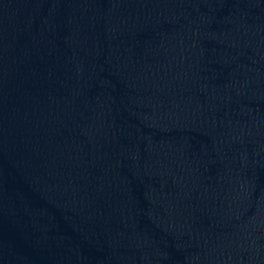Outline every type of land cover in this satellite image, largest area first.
<instances>
[{"label": "water", "instance_id": "95a60500", "mask_svg": "<svg viewBox=\"0 0 264 264\" xmlns=\"http://www.w3.org/2000/svg\"><path fill=\"white\" fill-rule=\"evenodd\" d=\"M0 264H264V0H0Z\"/></svg>", "mask_w": 264, "mask_h": 264}]
</instances>
